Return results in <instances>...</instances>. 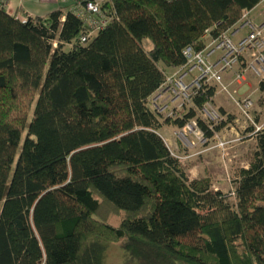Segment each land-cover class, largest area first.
Returning a JSON list of instances; mask_svg holds the SVG:
<instances>
[{"label":"trees","instance_id":"obj_1","mask_svg":"<svg viewBox=\"0 0 264 264\" xmlns=\"http://www.w3.org/2000/svg\"><path fill=\"white\" fill-rule=\"evenodd\" d=\"M263 1L104 0L102 26L84 21L85 1L34 15L0 2V264H106L109 235L127 238V264H264V127L247 129L233 199L190 177L160 132L194 122L214 136L235 117L205 114L216 87L201 81L176 116L152 105L186 49ZM253 104L243 115L258 119Z\"/></svg>","mask_w":264,"mask_h":264},{"label":"rangeland","instance_id":"obj_2","mask_svg":"<svg viewBox=\"0 0 264 264\" xmlns=\"http://www.w3.org/2000/svg\"><path fill=\"white\" fill-rule=\"evenodd\" d=\"M262 12L259 15V12ZM253 16H249L260 24L264 18V3H259L252 11ZM261 16L255 19L254 16ZM250 53L249 49L245 50L243 56L247 57ZM238 59H241L238 57ZM243 61L239 60L232 67L224 69L221 74L217 75L218 81L212 85L216 87V95L214 103H212L215 113L211 119L219 121V107L222 106L228 113H232L235 117L231 121H226L214 136L207 138L194 124L186 126L185 130L174 125V123H165L160 132L167 144L174 150L180 158L190 177H208L214 188H220L228 192L230 198L234 199V187L232 177L237 173L242 165H247L250 155L255 147V139L253 131L247 130L250 125L256 129L264 127V106L260 105V92L257 88L258 77L251 70L243 67ZM252 65V64H250ZM251 67V66H250ZM255 72L260 71L258 68L251 67ZM183 68L177 69L170 73V79L163 85L154 96L152 105L162 115L176 116L183 109V106L190 100L188 95L181 97L175 96L172 89L173 82L178 77ZM253 73V74H252ZM254 75V76H253ZM171 76H176L172 80ZM188 79V78H186ZM161 95V97H160ZM232 95V96H230ZM238 100V102H237ZM250 103L249 101H252ZM251 106L253 103L254 112L257 111L258 119L247 117L244 114V106ZM165 104H169L166 106ZM165 105V106H163ZM163 107V108H162ZM109 221L118 224L119 221L116 214H111ZM110 245L107 249L105 257L106 264H127L123 258L124 245L127 241L126 237H116L109 235Z\"/></svg>","mask_w":264,"mask_h":264},{"label":"built area","instance_id":"obj_3","mask_svg":"<svg viewBox=\"0 0 264 264\" xmlns=\"http://www.w3.org/2000/svg\"><path fill=\"white\" fill-rule=\"evenodd\" d=\"M82 1L87 3V14L83 17L86 23L89 25H96L98 23V26L107 23L105 21L106 19L98 20V18L92 16L93 13L104 14L99 5V3H103L104 0H78L80 3H82ZM0 2L6 3L7 0H0ZM19 18L21 20L25 19L21 15ZM81 39L85 40L86 35L81 36ZM246 49H249L250 53L247 57L244 56L245 61L243 62L246 63L245 69L253 71L256 75H264V21L260 24H255L248 17L242 18L239 24L220 35L217 41H215V39L209 41L203 50L193 52L191 48L186 49L188 62L183 67L172 86L175 96L181 97L182 95H188V89L191 90L195 86H199L201 81L210 84L218 81V84H220L217 75L221 74L224 69L232 67V65L239 60H242L238 59V57L240 58V56H243ZM217 51V59H213L212 55ZM250 66L258 68L260 71L255 72ZM186 77H188V79H186ZM249 102L252 103L253 100ZM250 103H247L246 106L243 107L245 108L244 113L251 107L247 106ZM165 105L167 106V104ZM206 108L205 114L212 117V114L216 112L215 109L210 105ZM188 124L190 126L194 124V126L199 129L194 122ZM188 124H186L182 130H185Z\"/></svg>","mask_w":264,"mask_h":264},{"label":"crops","instance_id":"obj_4","mask_svg":"<svg viewBox=\"0 0 264 264\" xmlns=\"http://www.w3.org/2000/svg\"><path fill=\"white\" fill-rule=\"evenodd\" d=\"M5 4H7L9 11H18L19 14L27 12L34 15L45 14L47 11L57 7L59 0H9Z\"/></svg>","mask_w":264,"mask_h":264}]
</instances>
